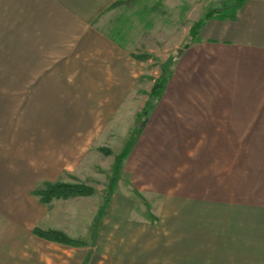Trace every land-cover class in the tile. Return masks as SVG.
Listing matches in <instances>:
<instances>
[{
    "label": "crops",
    "instance_id": "obj_1",
    "mask_svg": "<svg viewBox=\"0 0 264 264\" xmlns=\"http://www.w3.org/2000/svg\"><path fill=\"white\" fill-rule=\"evenodd\" d=\"M118 1L125 0H0L1 235L39 226L62 231L49 219L53 206L67 222L62 203L101 198L93 187L90 195L43 203L34 191L74 177L93 184L106 152H116L119 135L122 147L150 101L145 62L102 26H115ZM190 39L171 58L164 90L141 118L120 173L141 193L174 200L204 184L224 191L236 184L237 193L261 187L264 200V0L204 17ZM248 195L247 213L232 205L237 229L229 231L228 194L216 193L221 231L238 237L245 217L244 230L264 250V204ZM105 197L99 206L108 212L113 203ZM98 207L81 210L84 226L94 227L83 217L94 218ZM261 262L264 254L253 263Z\"/></svg>",
    "mask_w": 264,
    "mask_h": 264
},
{
    "label": "rangeland",
    "instance_id": "obj_2",
    "mask_svg": "<svg viewBox=\"0 0 264 264\" xmlns=\"http://www.w3.org/2000/svg\"><path fill=\"white\" fill-rule=\"evenodd\" d=\"M234 1L125 0L114 6L116 15L113 13L111 18L116 20L115 26L103 25V22L102 26L108 30L110 28L109 31L117 35L120 41L136 49L135 55L141 56L147 67L148 97L151 99L154 84L168 74L171 58L186 44L196 23H200L209 11L229 8ZM139 116L138 120L132 121L136 126L126 133L125 144L121 147L123 138L119 135L116 145L112 146L116 152H106L100 175L90 184L99 191L101 198L97 195L99 200L96 198L92 203L78 200L62 203V209L68 208V223L65 217H56L53 211L55 206L51 208L49 219L52 220V227L56 223L61 224L64 230L59 231L81 241L83 245L49 241L31 229L17 233L6 231L0 234V264H256L253 262L259 260L264 250L255 248L260 241H255L247 228L244 230L245 217L238 226V229L241 227L238 237L235 231L234 234L229 231L231 228L237 229L235 207L232 205L247 213V204L251 205L254 199L248 194H255L256 203L264 204L260 198V193H263L261 187L260 192L254 190L250 193L244 188L237 193L236 184L227 186L226 191L216 184L196 185L198 194L181 199L184 194L179 192L174 200L172 196L141 193L130 186V179L122 175L120 169L110 191L113 209L107 212L106 206H99L104 201L102 196L110 193L113 174H116V158L135 137L143 115ZM213 156L216 157L215 153ZM66 183L83 182L74 177ZM222 192L229 197L228 237L221 231V217L213 203L216 193ZM196 200L202 201V206L195 204L198 203ZM90 207L100 209L94 218V214L89 216V212L87 217H83L89 222L94 221L91 228L83 225L82 217L83 222H80L81 210L88 211Z\"/></svg>",
    "mask_w": 264,
    "mask_h": 264
},
{
    "label": "trees",
    "instance_id": "obj_3",
    "mask_svg": "<svg viewBox=\"0 0 264 264\" xmlns=\"http://www.w3.org/2000/svg\"><path fill=\"white\" fill-rule=\"evenodd\" d=\"M244 1L245 0H236L234 1V3L230 4V6H238L242 4ZM119 3H122V1L120 2L118 1L116 5H118ZM226 8L223 7L219 11L218 10L209 11L206 15V18L212 15L220 16L222 15V11ZM201 26H202V21H200V23H196L190 35L191 38L190 40L193 39L195 40L197 38ZM136 57L140 58L141 56L136 55ZM166 81H167V75L163 77L161 81H158L154 84L151 92L152 94L151 99L146 105L145 109L143 110V114H142L143 117L146 115L147 110L152 105L153 101L157 100L162 94ZM143 121L144 120L141 119V123H143ZM139 131L140 128H138V130L136 131L134 135L135 137L136 135H138ZM135 137H133L130 143L125 146V148L118 156V158H116L117 160L115 164L116 174L115 175L113 174V180H112V184L110 185L109 192L113 189V185L115 184L116 178L118 177V172L121 169L122 160L129 153V150L131 149L132 145L135 142ZM92 193H94V188L89 185L83 183H66V182H54V183L47 182L44 184L43 188H39L34 191V194H36L40 198V201L43 203H50L55 198H69L78 195H90ZM105 198H106V203L108 204L111 201V192ZM33 232L36 235L40 236L41 238L47 239L49 241H56L70 245H80V246L83 245L81 241L72 239L67 234L59 230H55V229L43 230L40 227H35L33 229Z\"/></svg>",
    "mask_w": 264,
    "mask_h": 264
}]
</instances>
